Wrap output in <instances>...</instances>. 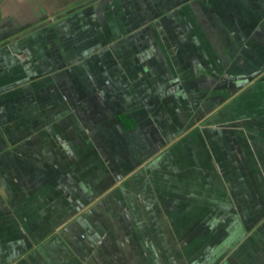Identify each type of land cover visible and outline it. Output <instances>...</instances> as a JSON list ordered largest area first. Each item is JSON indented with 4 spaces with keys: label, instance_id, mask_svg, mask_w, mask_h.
Instances as JSON below:
<instances>
[{
    "label": "crops",
    "instance_id": "1",
    "mask_svg": "<svg viewBox=\"0 0 264 264\" xmlns=\"http://www.w3.org/2000/svg\"><path fill=\"white\" fill-rule=\"evenodd\" d=\"M0 264H264V0H0Z\"/></svg>",
    "mask_w": 264,
    "mask_h": 264
}]
</instances>
